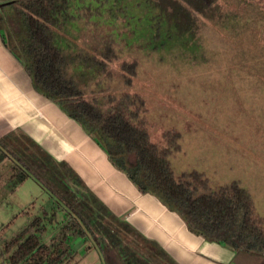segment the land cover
I'll return each instance as SVG.
<instances>
[{"label": "trees", "instance_id": "obj_1", "mask_svg": "<svg viewBox=\"0 0 264 264\" xmlns=\"http://www.w3.org/2000/svg\"><path fill=\"white\" fill-rule=\"evenodd\" d=\"M217 2L6 0L0 4V40L22 66L32 87L77 122L139 192L155 196L191 233L236 253L264 257V223L254 211L249 194L235 181L212 187L198 171L174 172L169 157L179 150V133L164 131L161 146L150 142L144 99L128 91L136 75L134 56L161 53L172 40V47L180 44L187 48L191 31L182 26L180 16L209 13ZM122 54L131 57L121 59ZM7 154L0 144V162ZM28 170H17L13 177L21 182L31 176ZM50 178L61 185L51 172ZM88 211L93 218L73 213L75 216L61 228L67 225L71 236L83 239L88 235L97 240L91 229L97 225L98 242L117 243V248L127 254L122 256L126 263L139 256L125 245L119 247L123 242L111 226ZM113 220L118 229L151 248L153 255L163 257L153 243ZM55 224L53 212L32 218L3 246L0 264H61L69 254L62 246L64 240L50 244L42 241L47 226ZM60 234L63 237L64 232Z\"/></svg>", "mask_w": 264, "mask_h": 264}, {"label": "rangeland", "instance_id": "obj_2", "mask_svg": "<svg viewBox=\"0 0 264 264\" xmlns=\"http://www.w3.org/2000/svg\"><path fill=\"white\" fill-rule=\"evenodd\" d=\"M188 14L180 16L182 26L191 31L187 48L172 47V40L161 53L135 55L136 75L128 91L144 99L150 142L161 146L164 131L179 133V150L169 157L174 172L198 171L212 187L237 182L264 223V0H218L209 13ZM31 166L28 173L37 180L27 177L7 195L5 210L0 208V251L32 218L53 212L56 224L47 226L42 241L64 240L69 254L61 264H124L123 248L98 242L97 225L91 227L97 240L71 236L67 225L61 228L73 213L92 217L90 209L111 226L123 242L119 247L139 255L125 264L135 263L134 257L140 264H170L118 229L66 172L57 175L49 164L44 171ZM50 172L61 185L53 183ZM243 255L245 264H261L257 255Z\"/></svg>", "mask_w": 264, "mask_h": 264}, {"label": "crops", "instance_id": "obj_3", "mask_svg": "<svg viewBox=\"0 0 264 264\" xmlns=\"http://www.w3.org/2000/svg\"><path fill=\"white\" fill-rule=\"evenodd\" d=\"M0 144L10 153L0 162L1 210H5L7 195L27 178L18 182L12 170L35 164L44 171L49 164L57 174L66 172L73 178L107 216L153 243L170 264L246 263V253H236L191 233L155 196L139 192L77 122L32 87L1 40ZM257 258L264 262V257Z\"/></svg>", "mask_w": 264, "mask_h": 264}, {"label": "water", "instance_id": "obj_4", "mask_svg": "<svg viewBox=\"0 0 264 264\" xmlns=\"http://www.w3.org/2000/svg\"><path fill=\"white\" fill-rule=\"evenodd\" d=\"M1 4V3H0Z\"/></svg>", "mask_w": 264, "mask_h": 264}]
</instances>
